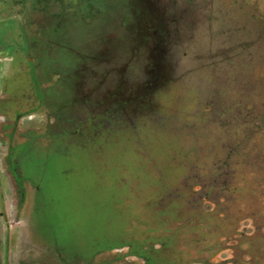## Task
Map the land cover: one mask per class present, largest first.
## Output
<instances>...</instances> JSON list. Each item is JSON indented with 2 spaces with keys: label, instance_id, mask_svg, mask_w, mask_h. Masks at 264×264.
I'll list each match as a JSON object with an SVG mask.
<instances>
[{
  "label": "rangeland",
  "instance_id": "1",
  "mask_svg": "<svg viewBox=\"0 0 264 264\" xmlns=\"http://www.w3.org/2000/svg\"><path fill=\"white\" fill-rule=\"evenodd\" d=\"M0 264H264V0H0Z\"/></svg>",
  "mask_w": 264,
  "mask_h": 264
},
{
  "label": "flooded vegetation",
  "instance_id": "2",
  "mask_svg": "<svg viewBox=\"0 0 264 264\" xmlns=\"http://www.w3.org/2000/svg\"><path fill=\"white\" fill-rule=\"evenodd\" d=\"M13 170H14V168H13ZM21 188V187H20Z\"/></svg>",
  "mask_w": 264,
  "mask_h": 264
}]
</instances>
